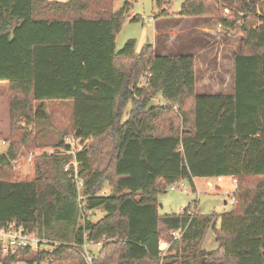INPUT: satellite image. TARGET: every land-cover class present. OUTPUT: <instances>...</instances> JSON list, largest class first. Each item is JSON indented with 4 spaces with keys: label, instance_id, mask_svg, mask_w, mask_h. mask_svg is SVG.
Wrapping results in <instances>:
<instances>
[{
    "label": "trees",
    "instance_id": "trees-1",
    "mask_svg": "<svg viewBox=\"0 0 264 264\" xmlns=\"http://www.w3.org/2000/svg\"><path fill=\"white\" fill-rule=\"evenodd\" d=\"M115 1L0 0V83L10 95L0 229L45 241L7 256L0 243V263L264 264V0H186L176 14L161 11L209 18L240 37L235 93L215 96L196 94L193 56H158L151 44L136 53L135 40L116 51L130 4L115 11ZM55 102L73 104V137L85 145L73 154L61 136L20 180L15 164L37 149L33 129ZM218 178L236 180L229 212L200 214L194 202L160 215L158 196L174 183ZM212 227L219 248L208 253ZM177 231L162 251L164 233ZM92 244L100 248L90 256Z\"/></svg>",
    "mask_w": 264,
    "mask_h": 264
},
{
    "label": "rangeland",
    "instance_id": "rangeland-1",
    "mask_svg": "<svg viewBox=\"0 0 264 264\" xmlns=\"http://www.w3.org/2000/svg\"><path fill=\"white\" fill-rule=\"evenodd\" d=\"M186 0H163L161 7L158 5V0H116L114 4V10H119L127 2L130 4L129 12L126 14L125 21L123 23L122 29L116 38V51L121 50L127 41H136V53H140L143 46L151 44L153 46L157 45L158 50L155 52L156 55H160L163 47H165L164 52L174 53L176 52L173 48L167 49L168 39L165 36H157L156 31L161 34H166L173 30H189L188 33L182 35L181 40L185 41L188 36L191 40L195 33H204L191 30L190 28L198 27H210L206 20H200L201 22L197 24L196 22H187L180 20L181 18L169 17L162 18L160 16L161 11L165 10L168 13L176 14L181 10L182 4ZM138 17V22H132L134 17ZM206 19V18H204ZM209 19V18H207ZM158 21L157 24L155 21ZM209 23L212 21L209 19ZM197 24V25H195ZM208 24V25H207ZM185 33V32H183ZM206 33V32H205ZM223 33V32H222ZM201 36H205L200 34ZM209 37L200 40L205 42V40H211ZM217 40L225 42V47L220 46V52L223 50V56H233L234 54L240 53V37L234 36L232 34H220L217 36ZM203 42V43H204ZM164 45V46H163ZM177 45V44H176ZM198 46V45H197ZM177 47V46H175ZM218 51V46L213 48ZM210 53H213L210 50ZM183 54V53H182ZM9 88L5 85H0V119L6 117L9 110ZM160 103L159 98H155L154 104ZM129 109V108H128ZM127 109V110H128ZM127 112L124 115L123 120L125 121L128 117ZM48 120L42 123L37 128L33 129L37 133V149L34 152V156H30L20 159L16 166V178L20 180H30L35 175L34 169V158L37 155H42L43 153L54 152V146L58 143L61 136H66V139H71L73 135V104L71 102H55L47 104ZM10 141V124L2 125L0 121V154L6 152ZM213 186L208 187V180H196V186L193 188L190 183H187L186 189L183 190H168L166 193L158 196L159 203V213L162 216L165 215H179L183 210L196 202L198 207V212L200 214H211L214 212L215 208L224 204V201L228 202L230 207L232 204L230 202L234 189L236 185L232 182V178H225L223 183H219L213 180ZM209 188V189H208ZM226 190L225 194H218L216 192ZM107 192L112 191L109 187L106 188ZM211 192V193H210ZM216 193V194H212ZM233 206V205H232ZM101 211H96L92 213V219H99L102 216ZM211 230L209 231V233ZM211 234V233H210ZM174 239L171 234H165L162 236L160 249L162 251H167L172 244ZM215 245V247H213ZM212 247H206L208 252L216 251V242ZM100 246L89 245L86 248V252L91 256L93 253L97 254ZM3 264V263H0ZM10 264H28L26 262L18 261L12 262Z\"/></svg>",
    "mask_w": 264,
    "mask_h": 264
},
{
    "label": "crops",
    "instance_id": "crops-1",
    "mask_svg": "<svg viewBox=\"0 0 264 264\" xmlns=\"http://www.w3.org/2000/svg\"><path fill=\"white\" fill-rule=\"evenodd\" d=\"M180 20L187 22L193 21L196 22L197 24L201 22L200 20H206L205 22L208 23L210 27L198 28L195 26L193 28H190V31L193 30L197 32L196 30H198V32H204V33H195L191 40H189L190 37L188 36V38H186L185 41L181 40L180 38H182V35L188 33L189 30L188 31L173 30L170 35L169 33L160 35V32L156 31L157 36H165L168 39L169 44L167 45V49L173 50L174 48V50L176 51L170 54L164 52L165 47H163L164 50H162L161 54L158 56H167V55L193 56L195 58V69H196V94L200 96L233 95L235 93L234 60H235V56L238 55L239 53L236 55L234 54L232 57L229 55L226 57L223 56L224 48L220 52L219 45L225 47L226 44L225 42L218 41L217 36H220V34L223 35L224 32L219 31L217 27H213L212 24L209 23V19L181 18ZM155 22L157 24L158 21L156 20ZM200 34H203L205 36H201ZM206 36L209 37L211 40H205L206 43L204 41H203L204 43L201 42L200 40L205 39ZM217 46H218V51H215L213 48L214 47L216 48ZM153 47H154V52H156L158 50L157 45ZM210 50L213 53H210ZM5 84L6 83H0V85H5ZM0 121L2 122L3 126L8 124L9 110L7 116L5 118L2 117ZM195 181L196 180H194V187L196 186ZM223 192L226 193V190L219 191L216 193L225 194ZM216 193H212V194H216ZM231 209L232 206L229 207L228 202L224 201V204L215 208L214 212L217 214H222L225 212H229ZM220 228H221V220H219L216 224V229L219 230ZM210 230H211L210 232L211 234L209 233ZM210 230L208 231L204 239V242L202 244V249L206 252H208L206 247L207 246L212 247L213 244H215L216 242V236L213 227L210 228ZM213 247H215V245ZM218 248L219 246L216 243V249L218 250ZM208 253H212V252H208Z\"/></svg>",
    "mask_w": 264,
    "mask_h": 264
},
{
    "label": "built area",
    "instance_id": "built-area-1",
    "mask_svg": "<svg viewBox=\"0 0 264 264\" xmlns=\"http://www.w3.org/2000/svg\"><path fill=\"white\" fill-rule=\"evenodd\" d=\"M224 13L226 15H229V9L227 7H224L223 9ZM219 31L223 30L222 25L217 26ZM68 143L72 147V153H76L80 151L85 143H82L80 140H77L73 137L71 139H67ZM34 156V153L30 154V158ZM73 164L76 166V163L73 162ZM69 169V166L66 167V171ZM76 177V176H75ZM225 178H218L216 181L221 183L224 181ZM209 182L207 183L208 187L213 186L212 180H208ZM232 182L236 185V180L232 178ZM187 181H179L174 183L169 187V190H185L187 187ZM231 204L233 205L235 203V199L231 198L230 200ZM231 205V206H232ZM183 232L182 231H177V232H172L171 236L173 237L174 240H178L181 238ZM0 243H1V249L4 254V256H7L9 254L11 255H16L18 254L21 250L31 248L33 251H38L40 248V245L42 243H45V241H41L34 233H28L25 232L22 228H15L14 226H10L8 228H2L0 229ZM90 260V259H89Z\"/></svg>",
    "mask_w": 264,
    "mask_h": 264
}]
</instances>
